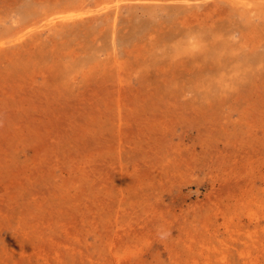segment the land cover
<instances>
[{"label": "rangeland", "instance_id": "obj_1", "mask_svg": "<svg viewBox=\"0 0 264 264\" xmlns=\"http://www.w3.org/2000/svg\"><path fill=\"white\" fill-rule=\"evenodd\" d=\"M0 264H264V0H0Z\"/></svg>", "mask_w": 264, "mask_h": 264}]
</instances>
